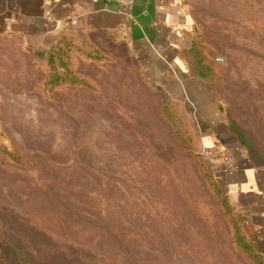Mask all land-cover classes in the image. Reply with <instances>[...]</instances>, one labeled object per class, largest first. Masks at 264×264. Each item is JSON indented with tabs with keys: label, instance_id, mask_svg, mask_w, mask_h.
Instances as JSON below:
<instances>
[{
	"label": "rangeland",
	"instance_id": "1",
	"mask_svg": "<svg viewBox=\"0 0 264 264\" xmlns=\"http://www.w3.org/2000/svg\"><path fill=\"white\" fill-rule=\"evenodd\" d=\"M177 1L189 47L212 65L201 82L228 128L219 137L152 82L120 32L0 37L4 243L38 264H259L240 234L264 264L229 172L238 162L264 177V0Z\"/></svg>",
	"mask_w": 264,
	"mask_h": 264
},
{
	"label": "crops",
	"instance_id": "2",
	"mask_svg": "<svg viewBox=\"0 0 264 264\" xmlns=\"http://www.w3.org/2000/svg\"><path fill=\"white\" fill-rule=\"evenodd\" d=\"M68 28L120 32L170 99L191 104L196 122L217 137L228 131L212 90L191 77L180 56L190 42L177 0H0V37H33L52 44ZM233 164L230 196L263 235L264 177Z\"/></svg>",
	"mask_w": 264,
	"mask_h": 264
},
{
	"label": "trees",
	"instance_id": "3",
	"mask_svg": "<svg viewBox=\"0 0 264 264\" xmlns=\"http://www.w3.org/2000/svg\"><path fill=\"white\" fill-rule=\"evenodd\" d=\"M180 56L187 63L188 70H191V75H193L191 77L193 79L202 81L206 84L210 82L211 77H213L212 65L209 61H207V59H205L201 48L196 45L195 42H192L189 48L181 50ZM236 136L241 142L242 138L239 135ZM36 237L38 238L40 236ZM237 238L242 243L244 247L243 249L247 253H249L257 263L263 264L260 255L255 251L250 242L247 239H244L240 234H237ZM48 245L50 247V255L52 254L55 259L64 262L68 259V257H70L69 250L72 249L71 246H66L65 248H62L59 247L55 242L53 243L52 241H49ZM15 247L16 246L8 244L7 242L4 243V240L0 239V264H38L28 253H25L21 248ZM64 253L66 254L62 255ZM100 255L101 260H105L103 257L104 254ZM94 256L96 255L94 254Z\"/></svg>",
	"mask_w": 264,
	"mask_h": 264
},
{
	"label": "built area",
	"instance_id": "4",
	"mask_svg": "<svg viewBox=\"0 0 264 264\" xmlns=\"http://www.w3.org/2000/svg\"><path fill=\"white\" fill-rule=\"evenodd\" d=\"M216 61H217V62H221L222 60H221V59H219V58H217V59H216Z\"/></svg>",
	"mask_w": 264,
	"mask_h": 264
}]
</instances>
